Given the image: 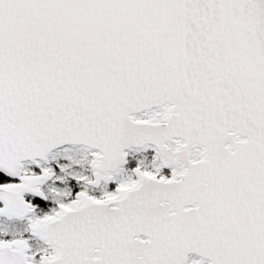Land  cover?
<instances>
[{
  "label": "snow or ice",
  "instance_id": "snow-or-ice-1",
  "mask_svg": "<svg viewBox=\"0 0 264 264\" xmlns=\"http://www.w3.org/2000/svg\"><path fill=\"white\" fill-rule=\"evenodd\" d=\"M0 264H264V0H0Z\"/></svg>",
  "mask_w": 264,
  "mask_h": 264
}]
</instances>
